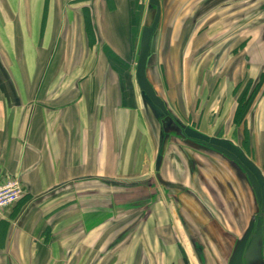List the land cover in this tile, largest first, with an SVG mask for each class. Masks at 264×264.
I'll list each match as a JSON object with an SVG mask.
<instances>
[{
	"label": "crops",
	"instance_id": "1",
	"mask_svg": "<svg viewBox=\"0 0 264 264\" xmlns=\"http://www.w3.org/2000/svg\"><path fill=\"white\" fill-rule=\"evenodd\" d=\"M148 2L0 0V184L15 175L24 189L0 213V264H221L208 232L244 235L236 219L194 218L192 199L183 203L186 225L176 221L163 192L146 185L162 137L136 78ZM203 2L161 0L168 22L155 89L174 115L229 139L264 174V77L236 120L240 95L264 74L263 33L221 24L229 14L218 2L216 23L204 26ZM262 257L251 264H264V240Z\"/></svg>",
	"mask_w": 264,
	"mask_h": 264
},
{
	"label": "rangeland",
	"instance_id": "2",
	"mask_svg": "<svg viewBox=\"0 0 264 264\" xmlns=\"http://www.w3.org/2000/svg\"><path fill=\"white\" fill-rule=\"evenodd\" d=\"M203 1H204L203 2L204 3L203 8L206 11L205 13L207 14V17H205L201 20L203 22L204 26H208L212 23H216L217 16L214 15L212 17V14L210 13V8L212 5H215L216 2H218L220 7H223V8L226 7V8H224V10H222V11L220 10V12L223 14H227V13L229 14L228 17H226L224 19L218 18V21H220L221 24H224L225 26L226 25L230 26V27L234 28L235 30L237 28H239L240 25L244 26L245 28L247 27L251 30L252 34H255V35H251L253 38L258 37L257 34H262V33H263L262 37L264 36V0H216L214 2H213V0H203ZM164 3H166V2H164ZM206 6H207V8L209 7V9H207ZM152 16H153L152 12L149 11L147 18L145 20V25H146V23L151 22ZM166 22H168L167 19H162L158 25V29H157L156 34H155L156 50L152 55L151 64L148 68V76H149V79L153 83L154 86L160 85V83L163 82L162 80H164L163 69L159 63L158 49H159V42H160L162 26L163 25L165 26ZM161 85H163V84H161ZM159 92H161V90H159ZM143 100H144L145 105L149 108L150 113L152 114L153 110L149 106L148 102L145 99H143ZM171 111H173V110H171ZM174 114H175V112H174ZM154 116L155 117H153V115H152L154 123H155V128H156L157 133L159 134V132L161 133V125H160L158 117L156 115H154ZM180 118H182V117H180ZM181 120H182V122L185 121V119H181ZM184 123H186V122H184ZM197 125H200V121ZM203 126H204V128L206 127L205 125H203ZM219 133L223 134V131H221ZM237 135L238 134H236V136ZM213 136L216 137L215 135H213ZM162 139H163V135L160 138V142L162 141ZM182 146L185 148H188L191 151V154L194 156V158H196L198 160H204V159L200 158V155L197 152L193 151V150H195V148L193 146H190V145L186 144L185 142L180 141L179 138H177V139L171 138L170 140H168L166 147H165V151H164L162 158H161L162 167H164V169L159 171L160 170L159 165L157 166V162H156V164H155L156 168H155L153 174L149 175L148 179L146 180V182H147L146 185H151V183H154L155 186L160 189V192H163V195H161V196H163L165 201H167L168 204L170 205L171 212L174 215V219L178 222H180L178 219V215H177L179 212H178L177 208L171 204L170 195H168L166 191L167 190L170 191L171 189H173V191H175L174 193L177 194L176 191H177L178 185H181V184L183 185L187 182L189 183L190 182V176L189 175L195 171L194 169H191V164H192V166H194L193 164H195V163H193V162H195L194 159H191V158L189 159V162L191 164L188 163V169L186 171L180 167L179 160L175 161L173 159L174 158L173 156H175V157L180 158V160H183V162H184L183 153L181 151ZM206 154H210V153L206 152ZM210 155H212L214 157L217 156V159L220 158L216 154H210ZM220 159H222V158H220ZM207 166H209V165H207ZM163 176L168 177V178L169 177L172 178V180H174L175 183L172 182L171 183L172 185H168L167 182L164 181L166 179H164V178L162 179ZM204 182H205V184L202 185V187H204V188L200 189V194L203 198L207 197L208 200H210L208 202L210 203L209 207H211V208H207L205 205H203L202 202H200L197 199L198 202H196V203H197L198 207L203 208L205 210L204 215H206V216L211 215V218L209 216H208V218L209 219L213 218L214 223L216 220L214 218H218L220 220V222L223 221L224 224L227 221H229L227 223L232 224L235 221L234 219H236L237 221H241V223L243 222V224L241 225V228L237 234L238 235L237 237L240 238L242 236L243 232H245L246 228L248 227V223H249L250 219L255 214V212H254V210H255L254 209V206H255L254 205V198H253L252 192L250 191V188L247 185L245 186L244 184L241 183L242 199L240 202L239 201L236 202L235 200H233L231 193L224 194V192H222L223 194H219L218 196L215 194V198L217 201L216 200L214 201V199L212 200L213 197H211V193L217 192L215 190L216 185L212 181L211 177L207 181H204ZM193 186H195V185L193 184ZM165 187L167 189H165ZM212 188H214V190ZM188 190H189V188H188ZM185 194H187L188 196H186V197L184 196V198H188L190 196L188 199H192V201H193V199H194L192 196L193 194H191L190 190L185 191ZM179 195H181V194H179ZM194 201H196V200H194ZM234 209H236L235 211L237 212V215H236V212L235 213L233 212ZM202 213H204V212H202ZM209 226H212L211 223L209 224ZM206 229L207 228H205L203 226V224L199 228V230H202V234H205L204 232ZM220 232H222V231L219 230V233H217V238H215V243H213L212 245H213V248L215 249L214 254L217 253V255L221 256L220 257L221 258V261H220L221 264H226L227 259L231 255L232 249H233L234 245L236 244L235 243L236 238L232 237V239L229 240L227 238V236L230 235V233H227L228 234L227 235L226 233H220ZM194 235H196V234H194ZM230 236H232V235H230ZM193 248H194V246H193ZM195 251L196 250L194 248V253H195Z\"/></svg>",
	"mask_w": 264,
	"mask_h": 264
},
{
	"label": "water",
	"instance_id": "3",
	"mask_svg": "<svg viewBox=\"0 0 264 264\" xmlns=\"http://www.w3.org/2000/svg\"><path fill=\"white\" fill-rule=\"evenodd\" d=\"M161 0H149L148 9L153 16L151 22L146 23L138 53L136 78L144 99L148 102L157 117H161L164 137L161 141L157 166L165 151L166 144L171 138L216 154L226 160L235 171L239 180L247 185L254 198L255 216L241 239L236 240L235 249L229 264H251L255 260H263L262 244L264 240V174L261 169L246 155V153L232 141L203 133L189 124L174 119L173 112L166 101L155 89L148 76V68L152 55L156 50L155 34L161 19ZM159 175V174H158ZM160 179V178H159ZM161 182V181H160ZM168 185H172L167 182ZM174 185V184H173Z\"/></svg>",
	"mask_w": 264,
	"mask_h": 264
},
{
	"label": "flooded vegetation",
	"instance_id": "4",
	"mask_svg": "<svg viewBox=\"0 0 264 264\" xmlns=\"http://www.w3.org/2000/svg\"><path fill=\"white\" fill-rule=\"evenodd\" d=\"M173 116H174V119H176L177 121H179V120L182 121L181 118H179V116L178 117L176 115H173ZM158 119H159V122L161 125V134L164 137L163 130H162V124H161V117L159 116ZM192 127H194V126H192ZM181 151L183 153L184 162H183V160H180V158H178V157L173 156L174 158L173 157L172 158L175 161L179 160L180 167L183 168L185 171L188 169V163L191 164L189 162V159L191 158V159L195 160V162H193V163H195V164H193L194 166H192V164H191V169H194L195 171L192 174L189 173L190 174L189 176H190V180L192 181V183L195 185V187H197V190L199 192V196L202 200L203 205H205L207 208H211V207H209L210 203L208 202L210 200H208L207 197L203 198L200 195V189H201L202 185L205 184L204 181H207L210 177H211L212 181L214 182V184L216 185L215 190L217 191L215 193H211V197H213L212 200L214 199V201H215L216 200L215 194L217 196L219 194H223L222 192L226 189L225 187H227L229 191L230 190L232 191V193H231V191H230V193L232 194L233 200H235L236 202L241 201V199H242L241 181L239 180L235 171L231 168L230 164L226 160H224L223 158L217 159V156L214 157L210 154H206V152L204 150L197 149V148H195V150H193V151L197 152L200 155V158L204 159V160H198V159L194 158V156L191 154V151L188 148H185L183 146L181 148ZM160 164H162L161 159L159 161V167L161 166ZM207 165H209V166H207ZM165 189H167V188L165 187ZM212 189L214 190V188H212ZM185 191H189V190L184 184L178 185V188L176 191L177 194L174 193L175 191H173V189H171L170 191H168V190L166 191L167 194L170 195L171 204L173 206H175L179 212L177 214L179 221L183 224H184L185 220H184L183 215H182L183 214L182 208L184 206L183 205L184 199H185L184 196L185 197L187 196V194H185ZM229 191H228V193H229ZM179 194H181V195H179ZM193 198H194L193 200H196L198 202V200L195 196H193ZM195 208H197V207L195 206ZM197 209H199L198 210L199 212H197L198 214L195 215L194 218L203 219L204 221H206L208 223L210 220L206 217V215H204L205 210L203 211L204 213H202V210L200 208H197ZM185 225H186V222H185ZM192 233H190L191 245L194 246V248L196 250L195 253L199 257V259L202 261V259H204V255H205V247L198 241V235L196 236V235H194V233L193 234ZM208 233H209V235L208 234L206 235V239H207V242H208L210 248L212 249L213 248L212 244L215 243V238H217L216 237L217 234L215 233V235H216L215 236V235H212L210 232H208ZM233 251L231 253V256L233 254ZM213 255L217 256V253H215V254L213 253Z\"/></svg>",
	"mask_w": 264,
	"mask_h": 264
},
{
	"label": "built area",
	"instance_id": "5",
	"mask_svg": "<svg viewBox=\"0 0 264 264\" xmlns=\"http://www.w3.org/2000/svg\"><path fill=\"white\" fill-rule=\"evenodd\" d=\"M24 194V189L17 176H8L0 184V213L7 207L17 203Z\"/></svg>",
	"mask_w": 264,
	"mask_h": 264
},
{
	"label": "trees",
	"instance_id": "6",
	"mask_svg": "<svg viewBox=\"0 0 264 264\" xmlns=\"http://www.w3.org/2000/svg\"><path fill=\"white\" fill-rule=\"evenodd\" d=\"M264 77V74H262V76L260 77L259 81L257 82V84H255L254 88L251 90L250 94H248V92L242 93L239 97V103H238V107H237V116H236V120L241 123L246 115V112L249 109L250 103L253 100V97L255 95V93L257 92V89L260 85V83L262 82ZM251 83V81H250Z\"/></svg>",
	"mask_w": 264,
	"mask_h": 264
}]
</instances>
